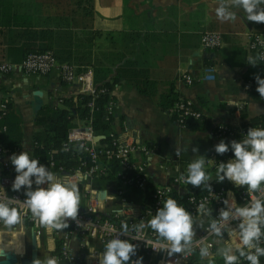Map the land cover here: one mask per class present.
Returning a JSON list of instances; mask_svg holds the SVG:
<instances>
[{
	"label": "crops",
	"instance_id": "0c3cea01",
	"mask_svg": "<svg viewBox=\"0 0 264 264\" xmlns=\"http://www.w3.org/2000/svg\"><path fill=\"white\" fill-rule=\"evenodd\" d=\"M222 3L228 11L236 13L235 20L217 18L215 9ZM48 28L71 32V39L79 44L78 50H84L90 58L82 67L107 66L108 78L117 75L109 87L111 128L119 140L135 139L148 147L147 156L136 150L131 157L141 164L143 173L154 184L168 181L186 163L200 158H204L211 179L217 178L216 167L233 158H218L215 146L221 140L229 147L232 141L241 142L248 134V131H239L242 124L264 113V97L257 91L260 81L264 80V64L256 62L246 48L250 32L264 36V23L248 21L243 9L233 6L231 0H81L80 4L77 0H0V63L14 65L9 71H0V109L4 100L12 102L21 131L20 146L7 152L9 158L22 152L32 157V135L38 128L36 114L28 102L32 90L42 91L43 104L61 105L62 98L67 97L66 84L57 69L41 75L25 72L20 67L25 54L23 48L49 40L32 31ZM203 30L218 31L220 44L203 47L200 43ZM64 35L66 43L68 36ZM117 56L119 61L113 62ZM126 66L145 69L148 77L155 80L156 93L172 84L180 98L200 111L206 126L192 129L172 120L170 111L157 104L156 94L138 91L117 72ZM187 72L192 76L191 83L182 78ZM252 87L253 93H250ZM75 121L79 128L87 125L79 118ZM220 124L227 126L229 133L216 135L214 128ZM93 140L98 138L94 136ZM53 173L68 183H78L79 209L90 206L101 216L139 219L143 207L141 189L132 190L130 184L118 179L83 171ZM81 174L87 179L81 181ZM32 180L35 188V177ZM21 190L25 191V186ZM224 195L228 206L238 201L230 188L224 189ZM214 214V208L208 207L192 215L193 237L214 219ZM22 219L12 229L0 222V258L11 254L17 258L15 264H20L21 257L27 256L30 260L34 251L35 259L41 261L55 257L57 264H101L103 253L98 237L45 227L38 234L29 220ZM238 228L229 225L221 235L213 236L206 258H212L213 264H224V248L231 247L229 254L238 249ZM58 240L60 254L55 252ZM147 258L152 256L146 255ZM260 264H264V256L260 257Z\"/></svg>",
	"mask_w": 264,
	"mask_h": 264
},
{
	"label": "built area",
	"instance_id": "2783aa9c",
	"mask_svg": "<svg viewBox=\"0 0 264 264\" xmlns=\"http://www.w3.org/2000/svg\"><path fill=\"white\" fill-rule=\"evenodd\" d=\"M220 33L215 30H203L200 34V43L203 47L213 48L220 44ZM246 48L248 52L252 53L254 60L260 64H264V36L257 32H250L246 37ZM13 64L10 62H1L0 71L6 72L13 68ZM20 67L28 73L35 74H48L51 70L57 69L60 79L66 84L67 97H73L76 99L78 93H88V108L91 111L92 101L94 96L104 90L99 87L96 88L92 81V69L90 66H85L82 70H77V66L70 62H59L53 51L50 49L30 51L20 61ZM184 82L191 83L192 76L190 73L182 74ZM107 108L110 112V100L106 102ZM178 110V117L176 121L180 123L182 114H187L193 118H199L201 113L198 109L191 106V104L183 98H180L174 105ZM1 108H5V104H1ZM85 128L71 129L68 133L69 141H78L79 145L83 147L89 154L92 164L88 170H84V173L89 175H98L99 172L104 170L103 165L100 162V157L104 158L114 157L121 169H135L132 174L135 177V185L142 189L144 187L145 174L142 171L141 164L134 162L131 155L136 150L143 151L145 155L148 154V147L135 140L124 139L119 140L113 130L107 132V135L111 139L110 144H104L99 141H94L93 137L97 138L101 134H93L88 125V119ZM4 128V126H3ZM79 128V127H74ZM229 128L225 125H217L214 128L216 135H223L229 133ZM243 132L244 130L239 129ZM186 163L182 170L173 175L168 181L164 183L154 184L151 191V202L147 204L142 211L139 219L134 220L124 216H101L94 212L90 206L84 209H79L78 216L75 220L71 218L67 219L68 227L67 231H78L83 235L96 236L100 240V252L106 251V244L115 238L122 240H129L131 243L137 245V250H142L147 256H152L151 259H143L142 264H187L191 258H202L200 256L201 248L207 247L209 252L211 250V238L217 236L212 224L215 222L216 227L220 229L222 233L229 225L238 226L243 222V218L236 215V209L245 206H251V202L254 199L264 200V184L261 185V191L257 193H250L247 188L239 191L237 197L238 201L231 206L226 203L224 190L222 188H210L201 195L188 194L187 195V207L190 209L192 215L205 211L208 207L214 208V219L208 223H205L200 232L192 238L191 243L186 246L184 252L169 255L168 251L159 246L154 247V243L158 239L156 234L148 227L140 229L139 231L134 229V225H140L142 223L147 224V221L151 219L156 211L162 207L163 195L169 189H175L178 193L183 194L188 191L186 183L180 179L182 175L186 176L187 166ZM0 169L3 171L0 174V202L12 201L9 207H17L22 214V218L29 220L31 227L38 234L42 232L44 228L38 221L33 220L31 213L27 210L24 200L25 191L21 189L19 191L12 190V184L18 173L14 170L10 158L7 156L4 146L0 143ZM81 171V170H76ZM118 180L122 183L130 184L127 177H123L122 173L119 175ZM225 180H228L225 178ZM229 181V180H228ZM121 190H118L120 193ZM200 205H203V209H200ZM198 209H200L198 211ZM221 211H229L231 214L227 220L221 217ZM114 217V218H112ZM149 218V219H148ZM127 223L129 226L128 235L122 234L121 224ZM264 228V225H261ZM240 227L238 228V239L236 247L240 248ZM183 243V242H182ZM258 246L264 248V235L260 237ZM247 251V249H245ZM254 251V249H253ZM238 262H244L250 264V261L244 257H238ZM132 260L133 257L131 258Z\"/></svg>",
	"mask_w": 264,
	"mask_h": 264
},
{
	"label": "clouds",
	"instance_id": "9594fccd",
	"mask_svg": "<svg viewBox=\"0 0 264 264\" xmlns=\"http://www.w3.org/2000/svg\"><path fill=\"white\" fill-rule=\"evenodd\" d=\"M231 3L243 9L248 21L264 23V8L258 9L259 5L264 4V0H231ZM215 12L217 18L221 20L236 19V13L228 11L223 3L215 9ZM260 85L257 91L261 97H264V80L260 81ZM231 149L234 158L216 167L218 180L223 182L227 178L236 186H247L250 193L261 191V185L264 184V128L250 129L247 137L241 142H231ZM215 151L223 155L229 151V145L221 140L215 146ZM10 160L15 172L18 173L12 184V190L19 191L22 186H25L24 204L33 220L47 229L59 231L67 228V219L75 220L79 212L81 196L78 183H68L60 179L40 164L38 159L30 158L28 152L13 154ZM32 177H35V188H33ZM85 179L87 177L81 174L80 180ZM180 179L193 187L207 186L211 175L205 169L204 158L189 163L187 175H182ZM45 184L46 187H41ZM208 187L210 189V186ZM10 203L12 201L0 202V222H3L8 229L23 222L21 211L17 207H9ZM200 209H203V205H200ZM230 214L229 211H221V217L224 220H227ZM236 215L243 218V222L239 225L241 244V247L237 249L239 256L250 261V264H260V257L264 256V248L258 246L260 237L264 235L261 231V225H264V200L257 198L251 202L250 207L237 208ZM133 227L137 231L145 227L150 228L158 238L154 247L164 248L169 255L184 252L194 235L192 214L171 197L164 201L163 206L147 221V224L142 223ZM212 227L217 235H221L215 222ZM121 229L123 235H128L127 223L122 222ZM105 247L106 251L103 253L101 264H142V256L136 260L131 259L137 254L138 246L129 240L111 239ZM230 252L231 247L224 248L222 252L224 264H238L239 258L229 254ZM208 255V248H201L200 256L203 258ZM33 264H57V259L55 257L46 261L35 259Z\"/></svg>",
	"mask_w": 264,
	"mask_h": 264
},
{
	"label": "trees",
	"instance_id": "16d2710c",
	"mask_svg": "<svg viewBox=\"0 0 264 264\" xmlns=\"http://www.w3.org/2000/svg\"><path fill=\"white\" fill-rule=\"evenodd\" d=\"M79 4L81 0H77ZM85 9V8H84ZM35 35L49 37V40L39 45H29L23 50L26 53L30 51L46 50L53 51L56 59L59 62H70L77 64V70H82L84 67L81 65L90 62V58L87 56L84 50H78V43H75L73 38L71 39V32L68 31H55L53 29H40L39 31H32ZM64 34L66 37V43L63 42ZM69 34V35H67ZM23 56V57H24ZM22 57V58H23ZM119 61V56L116 57L113 62ZM110 68L107 66L96 65L92 69V81L96 88H103L93 98L91 111L88 108V93H78L76 99L73 97L62 98L61 105H55L50 103H44L35 115V124L38 128L33 132V159H38L40 164L44 165L47 170L51 172H59L66 170L69 173H73L76 170H88L92 164L88 152L79 145L78 141H69L68 133L74 128L78 127V123L75 118H79L87 122L93 134H101L98 137V141L104 144H110L111 139L107 135V132L112 130L111 121L112 115L107 108V100H110L109 87L117 79V75H110L108 73ZM117 72L127 78L135 88L146 94L157 95V104L165 110L170 111L172 120H176L178 117V110L175 109V103L180 99L177 91L172 84H169L166 88L156 93L155 80L151 79L147 75L145 69H134L129 67H120ZM253 93V87L250 88V93ZM256 94V93H255ZM5 108L0 109V143L4 146L5 151L9 152L20 146L21 143V131L19 128L20 120L13 110L12 102L8 99L4 100ZM180 124L188 128H204L206 126L203 117L193 118L190 115L182 114ZM4 126V128H2ZM264 126V113L256 114L250 117L245 123L242 124L244 131H249L252 128H261ZM218 158L232 157L234 153L229 147V151L223 155L216 153ZM100 162L104 167V170L98 173L99 177L118 179L122 173L123 177H127L130 181V187L132 190H139L135 185V175L132 174L135 169H121L117 158L100 157ZM39 166V165H38ZM187 175V174H186ZM154 182L145 175L144 187L141 189L143 192L142 205L143 208L151 202V191L153 189ZM210 188H230L236 194V197L240 190L247 188V186H236L228 180L220 182L218 178L210 179L207 182V186L193 187L190 184H186L188 191L180 194L175 189H169L163 195V203L169 197L175 199L178 204L187 207V195L194 194L196 196L206 192ZM238 198V197H237ZM163 206V204H162ZM114 218V217H112ZM149 219V218H148ZM264 232V228H261ZM60 242L57 241L55 252L60 254ZM233 254L237 257L239 252L237 249L233 251ZM145 259L146 254L142 250H137V254L132 256L133 259L138 257ZM187 264H213L212 258H191ZM239 264V262H238Z\"/></svg>",
	"mask_w": 264,
	"mask_h": 264
},
{
	"label": "water",
	"instance_id": "95a60500",
	"mask_svg": "<svg viewBox=\"0 0 264 264\" xmlns=\"http://www.w3.org/2000/svg\"><path fill=\"white\" fill-rule=\"evenodd\" d=\"M32 92H33L32 98L29 99L28 102L32 106L33 114L35 115L43 104V98L41 96L42 91L40 89H34L32 90ZM72 129H82V128H72ZM62 173L69 174V172L66 170H62ZM32 246L34 247V242ZM30 256L32 258V259L29 258L30 260H28L27 256L21 257L19 260L20 264H33V261L35 260V252L32 251ZM16 261H17V258L11 254H5L4 257L0 258V264H15ZM239 264H245V263L240 262Z\"/></svg>",
	"mask_w": 264,
	"mask_h": 264
}]
</instances>
